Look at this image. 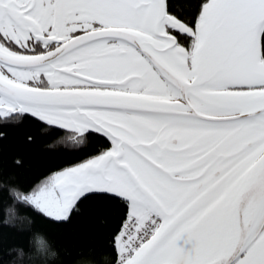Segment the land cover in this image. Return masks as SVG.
<instances>
[{
  "label": "snow or ice",
  "instance_id": "obj_1",
  "mask_svg": "<svg viewBox=\"0 0 264 264\" xmlns=\"http://www.w3.org/2000/svg\"><path fill=\"white\" fill-rule=\"evenodd\" d=\"M27 122L104 142L15 195L116 215L113 264H264V0H0V139Z\"/></svg>",
  "mask_w": 264,
  "mask_h": 264
},
{
  "label": "trees",
  "instance_id": "obj_2",
  "mask_svg": "<svg viewBox=\"0 0 264 264\" xmlns=\"http://www.w3.org/2000/svg\"><path fill=\"white\" fill-rule=\"evenodd\" d=\"M37 130L30 122L10 125L7 134L0 139V264H60V261L38 254L34 243L37 234L42 235L50 251L61 256L69 252L74 257V264H113V233L117 230L119 219L116 215L106 218L85 212L75 218L71 224L52 221L34 210L30 205L16 204L19 216L12 224L7 220L5 210L13 205L10 188L22 192L31 191L32 187L45 175L61 168L69 167L97 154L103 141L93 140L88 152L74 147V140L69 129L40 130V140L30 146L22 143L25 132ZM15 158H21L23 168L13 164ZM14 249H21L24 256ZM29 257H33L30 259Z\"/></svg>",
  "mask_w": 264,
  "mask_h": 264
},
{
  "label": "clouds",
  "instance_id": "obj_3",
  "mask_svg": "<svg viewBox=\"0 0 264 264\" xmlns=\"http://www.w3.org/2000/svg\"><path fill=\"white\" fill-rule=\"evenodd\" d=\"M10 195L13 197L14 199V203L13 205H10L6 210H5V213H6V217L7 219H11L12 221H15L17 218L19 219H27L28 221L32 222L30 220V218H27V217H21L19 216V213H18V209L16 207V204H24V201L22 199H17L15 193L17 192H20V193H23L22 191H20L19 189L17 188H10ZM25 206H27V204H24ZM35 238H38V240H42L44 242L45 245H47V248L50 249V245L47 244L45 238L42 236V235H39L37 234ZM54 252V251H53ZM22 258V257H21Z\"/></svg>",
  "mask_w": 264,
  "mask_h": 264
}]
</instances>
